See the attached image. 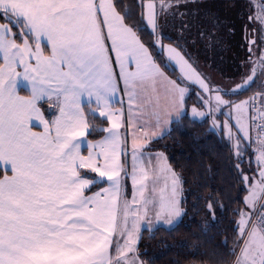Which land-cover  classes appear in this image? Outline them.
Masks as SVG:
<instances>
[{"label": "snow or ice", "instance_id": "snow-or-ice-1", "mask_svg": "<svg viewBox=\"0 0 264 264\" xmlns=\"http://www.w3.org/2000/svg\"><path fill=\"white\" fill-rule=\"evenodd\" d=\"M138 7L137 20L120 0L99 4L96 0H0V170L4 173L0 177V264H144L137 245L142 223H147L149 231L153 226L149 214L156 223L172 225L186 212L182 177L163 153L155 157L152 176L141 161L160 135L155 129L173 118L179 120L187 111L186 93L192 85L214 94L215 109L221 114L228 109L231 119L235 112L237 133L227 124L223 128L233 141L234 167L241 183L250 185L242 202L245 209L235 213L240 239L231 251L219 254L217 264H264V198L260 196L264 193V80L248 99L230 98L252 87L256 75L252 57L264 64V4L253 15L251 0L246 3L250 23L241 31L251 73H242L236 87L224 90L179 42L184 33L195 30L206 47H215L221 42V28L235 34V28L222 21L207 0H148L146 4L141 0ZM169 19L179 23L181 35L174 45L165 46L163 28ZM145 23L167 58L179 66L176 79H168L151 55L150 48L156 44L145 46L139 39L140 25ZM245 27L247 36L243 35ZM106 39L111 40L110 49ZM44 41L47 47L42 46ZM111 53L120 65L119 79L124 82L130 112L145 103L159 108L158 96L155 100L141 96L149 89L155 92L159 80L166 84L169 101L154 113L151 129L140 125L137 130L128 121L133 128L131 201L124 194L123 181L129 172L122 159L129 152V140L120 131L122 112L113 110L110 103L119 83ZM20 88L28 94L20 95ZM84 95L95 97L96 107L89 106L91 111L110 125L102 129L107 133L102 141L87 142V155L81 152V142L91 127L81 106ZM44 104L55 111L52 119L42 110ZM191 112L205 116L196 108ZM252 126L257 130L256 160L261 167L255 184L241 168ZM34 127L41 130L34 131ZM82 170L96 175L89 177ZM160 176L164 186L158 197H146L148 181H153L151 191L156 193ZM97 178L107 186L88 195ZM207 208L215 220L213 205Z\"/></svg>", "mask_w": 264, "mask_h": 264}, {"label": "trees", "instance_id": "trees-1", "mask_svg": "<svg viewBox=\"0 0 264 264\" xmlns=\"http://www.w3.org/2000/svg\"><path fill=\"white\" fill-rule=\"evenodd\" d=\"M129 10V14L139 19L138 5L141 0H120ZM219 15L222 21L232 25L231 0H218L208 4ZM167 38L163 43L174 45L179 37L180 25L171 19L167 22ZM209 27V25H205ZM174 33L176 38L169 34ZM139 39L145 46L156 44V36L145 24L140 25ZM193 41L184 43L186 51H190L196 59L202 58L204 64L213 65L218 71L225 74L230 70V61L226 56L225 47L231 48V35L226 29H220V44L214 50L207 51L202 39H198L195 30L189 34ZM19 42V41H18ZM200 48V49H199ZM208 52V53H206ZM151 55L161 66V70L170 78L176 79L179 75L177 69L166 59L164 52L155 47L150 48ZM113 58V57H112ZM113 68H116L113 60ZM259 85L254 83L251 88L231 99L239 101L250 97L259 90ZM191 88V87H190ZM193 88V87H192ZM191 96V94H190ZM191 98L186 101L187 111L179 120L173 121L165 134L153 140L146 152L163 153L167 163L183 180L184 197L183 207L186 214L171 228L156 227L153 230H143L137 249L139 259L144 264H217L219 254L231 251L236 247L240 236L237 229L239 217L237 209H245L243 202L248 193V183H241V177L234 167L236 158L230 141L222 134L214 132L210 128L208 119L196 120L189 115ZM48 119L52 114L43 105ZM85 111L91 123L88 132L90 141L103 137L101 130L107 127V121L90 113V107L85 106ZM246 150L241 168L248 177L257 173L252 154ZM87 174V173H86ZM95 177L93 174H87ZM126 196L130 193V184L125 180ZM98 186L91 188L89 192L97 190ZM211 203L215 212V220H212L207 205ZM223 205V208H220Z\"/></svg>", "mask_w": 264, "mask_h": 264}, {"label": "rangeland", "instance_id": "rangeland-1", "mask_svg": "<svg viewBox=\"0 0 264 264\" xmlns=\"http://www.w3.org/2000/svg\"><path fill=\"white\" fill-rule=\"evenodd\" d=\"M98 1H99V3H101V0H98ZM215 1H218V0H207V3L212 4ZM143 2L146 4L148 2V0H143ZM246 3H247V0H231V15H232L231 24L235 28V34L231 35V42H230L231 48H229V46L224 48L226 50V54H227L226 56H228L227 58L230 61V70H228L225 74L220 70L221 66H220L219 61L225 62V60L222 59V57L218 60V71L211 69L209 64H204L202 58H200V59L197 58L201 68L203 69V71L206 72L208 74V76L212 80L215 81V85L218 86L221 90H224L226 88L231 89V88L236 87V85L238 83H240V76L242 73H244V72L251 73L250 67H246V65L249 63V61H248V55L249 54L247 52V48L244 45V40L242 39V31H241L242 26L250 23V21L247 19L248 8L246 7ZM251 3L253 5L252 14L255 15L256 12L259 11V5L264 4V0H251ZM257 23H259V22H257ZM147 27L151 31V26H147ZM243 35L244 36L248 35V28H246V27L243 28ZM164 36L167 37L168 35L164 32ZM167 38H170V37H167ZM171 38H173V37H171ZM176 41H177V39H176ZM156 44H157L158 48L161 49L159 43L156 42ZM163 44L166 45L165 43H163ZM214 48L215 47H206L205 49L207 51H212V50H214ZM217 48H218V44H217ZM163 52H164L166 59L171 63V61L167 58L168 53L166 51H163ZM206 53H208V52H206ZM194 59H196V57H194ZM252 63L255 66V74H256L254 83L260 84L261 81L264 80V64H262L259 61V59L257 58V56H255V55L252 57ZM173 66L177 69V67L175 65H173ZM177 71L179 72L178 69H177ZM145 93L149 94V92H143V94L141 95L142 98L145 97ZM190 94H191V96H190ZM189 98H191L190 107H189V115L192 118L201 121L207 117V119L209 120L210 126L212 125V127H213V121L215 120L216 126L213 127V129H211L214 132L216 131L217 133L221 134V132L223 131V133H224V128L222 127V124H224V125L227 124L231 128L234 126L235 129L233 128L232 131L234 134L237 133V128L235 127V123H236L235 112H233L232 118L229 119L228 109H223V114H221L220 111H217L215 109L214 94L203 93L198 85H192L191 88H189V92L186 93V101ZM226 98H229V97H226ZM248 98L249 97H246L245 99H248ZM234 101H236V100H234ZM201 104L203 106H201ZM145 105L146 106H143L140 109H137L138 111H140V113L135 112V114H133L134 112H131V113L127 112L128 120L130 119L132 121L133 118L135 117L137 130H138V126H140V125H143L146 129H151L150 125H151L152 121L148 122L147 116L151 117V115L148 113L151 111L152 105L148 104V103H145ZM192 108H196L197 111L205 112V116L204 117L193 116L192 112H191ZM148 110H149V112H147ZM52 112H53V110H52ZM51 114H52V116H54L55 112H54V114L53 113H51ZM173 120H175V118H173ZM153 122H155V120ZM232 124H233V126H232ZM168 128H169V124H166V125H162L161 129L160 128L156 129L155 131L160 133V135H158L157 137H160L163 134H165L166 131L168 130ZM225 130H226L225 133L227 135V129H225ZM227 138H228V136H227ZM229 141L232 145L233 141H231V140H229ZM249 152H250V153H248L249 155L252 154L251 151H249ZM128 158H129V156H126L125 164H126L128 172H130L131 165H130V161ZM141 163L143 165H145L147 167V169L149 168V170L151 171L150 176H152L154 169L157 166L155 158L154 157H151V159L145 158L144 160L141 161ZM156 174L159 175L158 172ZM253 177L254 176H250V178H253ZM126 179L129 182V177L125 178V180ZM125 180L123 181L124 194L127 195L126 194ZM149 181H150V183H149L150 189H152L154 186L153 181L151 179ZM163 186H164V178H163V176H160L158 183L155 184V187L157 188V192L156 193H153L152 191L146 192V197H148V195H149V198L150 197L151 198L158 197L159 189L162 188ZM130 194H131V189H130L129 196H130ZM129 196H126V198L128 199ZM153 222H154L153 225L156 224V225H159L161 227L171 228L174 225H176L179 222V220L175 221L172 225H165V224H163V222L156 223L155 218H153ZM146 227L147 228L145 230H148V226H146ZM153 229H154V227L151 228V230H153Z\"/></svg>", "mask_w": 264, "mask_h": 264}, {"label": "crops", "instance_id": "crops-1", "mask_svg": "<svg viewBox=\"0 0 264 264\" xmlns=\"http://www.w3.org/2000/svg\"><path fill=\"white\" fill-rule=\"evenodd\" d=\"M96 2L99 4V1L98 0H96ZM103 16V13L101 12L100 13V17H101V19L103 18L102 17ZM169 25L168 24H166L165 26H164V28H163V32H167L168 30H171L169 27H168ZM105 36H106V34H107V29L105 28ZM172 31V30H171ZM173 32V31H172ZM171 37H174V38H176V36L177 35H175L174 33H171V34H169ZM179 36L181 35L180 33L178 34ZM190 35L188 34V33H184V40H188L189 42H192L193 41V39L191 38V37H189ZM105 44H106V46L110 49L111 48V40H109V39H106L105 40ZM42 46H44V47H47V44H46V41H44V42H42ZM165 46H168V44H166ZM111 55H112V57H113V60H114V64H115V68H116V72H117V74L115 73V71H114V73H115V75H116V78L118 79V81H119V83H118V88H117V91H116V93L112 96V97H110V103H111V105H112V107H113V110H120L121 112H122V116H121V120H122V122H123V127L121 128V134L122 135H127V137H128V140H129V145H130V142H131V136H132V131H133V128L132 127H129V125H128V118H127V112L128 113H131V112H134L133 114H135V112H139L140 113V111H138L137 110V108H133L132 109V111L130 112V110H129V104H128V97H127V95L125 94V92H124V82H123V80L122 79H119V76H120V71H121V69H120V65L119 64H117V63H115V53H111ZM171 61V60H170ZM0 63H2V54H0ZM171 63L173 64V65H175L176 67H177V69L179 70V66L174 62V61H171ZM210 66V68L211 69H213V65H209ZM126 67H129V65L128 64H126ZM18 70H20V71H22V69H18ZM130 70H135V64L134 63H131V65H130ZM165 74V73H164ZM180 74V73H179ZM165 76L168 78V79H170L166 74H165ZM18 91H19V94L20 95H27L28 94V90H26V89H24V88H20V89H18ZM147 92H149V94L148 93H145V96H150L153 100H155L156 99V97L158 96V98H159V108H154L153 107V105H152V108H151V111L149 112V110L147 111V112H149L148 114H150L151 115V117H149V116H147V121L148 122H150V121H152V123H151V125H153V124H155V122H156V115L154 114L156 111H159V109H161V108H164V107H166L167 105H168V103H169V101H168V98H167V93H166V84H165V82L163 81V80H159V81H157L156 82V84H155V92H152L151 91V89H149V91H147ZM143 94V92L141 93V95ZM45 105V107H46V109L48 110V111H50L51 113H53L54 114V110H53V112H52V110H50L49 109V105L48 104H44ZM81 106L85 109V106H91V108H95L96 107V100H95V97L93 96V97H88L87 95H84V96H82L81 97ZM144 106H146V105H144ZM91 108H90V113H92V114H94V115H96V116H98L99 117V114H98V112H96V113H94L93 111H91ZM42 110H44V109H42ZM46 114V113H45ZM56 114V113H55ZM153 116V117H152ZM47 117V116H46ZM132 117V116H131ZM53 118V117H52ZM101 119H103V120H105L104 118H101ZM205 119H207V117L205 118ZM155 120V122H153ZM175 120H177V119H175ZM175 120H172V122L173 121H175ZM204 120V119H203ZM171 122V123H172ZM170 123V124H171ZM216 123V122H215ZM34 124H35V122H34ZM170 124H169V126H170ZM132 125H133V127H137L136 126V122H135V117L133 118V120H132ZM151 125H150V127H151ZM110 125L109 124H107V127H109ZM224 126V124H222V127ZM232 126H233V124H232ZM107 127H104V128H107ZM104 128H102V129H104ZM210 128L211 129H213V127H212V125L210 126ZM234 128V126L232 127V129ZM101 129V130H102ZM161 129V128H160ZM226 128H224V133H223V131L221 132V134L224 136V137H226L227 138V135H226V130H225ZM235 129V128H234ZM33 130L34 131H40L41 129L40 128H37V127H34L33 128ZM156 130V129H155ZM103 131V130H102ZM104 132V131H103ZM216 132V131H215ZM88 135V134H87ZM107 136V133L106 132H104V135H103V137L102 138H100V139H98V140H94V141H91V142H93V143H97V142H100V141H102L105 137ZM250 137H251V140L250 141H248V142H246L247 144H248V147L246 148V150H250L251 151V153H252V157H253V161H254V163H255V165H256V168H257V173H256V175L253 177V179H252V183L253 184H255L259 179H260V172H261V167L258 165V163H257V160H256V148H257V145L255 144V140H254V136H253V134H252V131H251V129H250ZM158 138V137H157ZM156 138V139H157ZM228 139V138H227ZM155 140V139H154ZM229 140V139H228ZM88 141H90L89 139H88V137L86 136V138L81 142V152H82V154H84V155H87V142ZM153 141V140H152ZM157 154H159L158 152H144V155H143V159L142 160H144L145 158L146 159H151V157H156V155ZM126 156H129V161H130V165H132V161H131V154H130V146H129V152H128V154L126 155ZM126 156H122V159L124 160V162H125V160H126ZM148 170V172H149V175H150V173H151V171L149 170V168L147 169ZM82 172H85V173H87V174H93L94 176L96 175V174H94V173H91V172H88L87 170H82ZM4 173H3V171L2 170H0V177H2V175H3ZM8 174L10 175L11 173H10V171L8 172ZM130 176H131V170H130V172H129V184H130V189H131V194H130V196L128 197V200L129 201H131V199H132V197H133V195H134V188H133V185H132V181H131V178H130ZM149 183H150V181H148V191H146V192H150L151 191V189H150V186H149ZM94 186H98V188H97V190H95V191H92V192H88L87 194L88 195H91V194H93V193H95V192H97V191H99L102 187H106L107 186V182L106 181H101V180H99L98 178H97V182H96V185H94ZM93 186V187H94ZM92 187V188H93ZM249 189H250V185L248 184V193H247V195L246 196H248V194H249ZM146 192H145V196H146ZM262 195V193L260 194V196ZM245 196V197H246ZM148 197H149V195H148ZM151 198V197H150ZM149 216H150V218H154V216L150 213L149 214ZM239 220V219H238ZM146 226H148L147 225V223L145 222V223H142V225H141V232H142V230H145L147 227ZM156 228V227H159V225H153L152 226V228Z\"/></svg>", "mask_w": 264, "mask_h": 264}, {"label": "built area", "instance_id": "built-area-1", "mask_svg": "<svg viewBox=\"0 0 264 264\" xmlns=\"http://www.w3.org/2000/svg\"><path fill=\"white\" fill-rule=\"evenodd\" d=\"M259 90H257L255 93H253L251 96H253L254 94H256L257 92H258ZM250 96V97H251ZM252 115V110L250 109L249 110V117ZM251 131H252V134H253V136H254V140H255V144H256V129H255V127L254 126H252L251 128ZM257 145V144H256ZM261 197L262 198H264V193H262V195H261Z\"/></svg>", "mask_w": 264, "mask_h": 264}]
</instances>
